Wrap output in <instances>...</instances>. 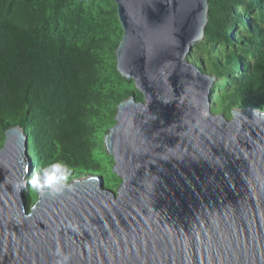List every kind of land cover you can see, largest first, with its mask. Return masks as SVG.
<instances>
[{
    "label": "water",
    "instance_id": "95a60500",
    "mask_svg": "<svg viewBox=\"0 0 264 264\" xmlns=\"http://www.w3.org/2000/svg\"><path fill=\"white\" fill-rule=\"evenodd\" d=\"M112 1L123 30L116 71L143 95L118 104L104 139L122 184L72 180L28 211L24 189H13L32 170L28 139L8 128L0 264H56L57 251L69 264H264V109L213 115L215 80L188 61L209 0Z\"/></svg>",
    "mask_w": 264,
    "mask_h": 264
},
{
    "label": "trees",
    "instance_id": "16d2710c",
    "mask_svg": "<svg viewBox=\"0 0 264 264\" xmlns=\"http://www.w3.org/2000/svg\"><path fill=\"white\" fill-rule=\"evenodd\" d=\"M242 1L209 0L205 38L210 44L231 41L235 27L228 17L231 8ZM25 3L0 0V132L19 126L28 139L27 154L38 167L55 160L66 161L73 168L80 164L92 167L86 121L97 81L92 48L72 44L51 29L35 25V16ZM248 5L245 16L259 10L262 26L253 29L249 42L254 62L243 65L238 58L229 59L241 72L231 98L235 104L254 103L264 109V0H249ZM239 20L251 26L246 19ZM56 145L62 152L51 162Z\"/></svg>",
    "mask_w": 264,
    "mask_h": 264
},
{
    "label": "rangeland",
    "instance_id": "374dc122",
    "mask_svg": "<svg viewBox=\"0 0 264 264\" xmlns=\"http://www.w3.org/2000/svg\"><path fill=\"white\" fill-rule=\"evenodd\" d=\"M23 1L26 2L27 8L32 10L35 25L51 29L72 44H87L92 48L96 59L97 81L91 91L94 99L88 106L86 121L90 128L91 143L88 157L93 169L92 167L84 168L82 167L84 165L80 164L74 168L75 175L70 180L98 177L104 188L116 192L122 180L112 172L114 159L107 154L104 139L109 129L116 125L114 118L119 103L132 95L137 101L140 100L138 102L143 101V95L136 90L133 81H125L116 71L115 51L123 37V30L117 18V6L112 0ZM248 4L249 0H243L240 6L232 7L230 10L228 22L234 25L235 32L230 35L229 43L210 44L204 38L201 44L193 47L188 56L189 63L195 65L203 75L215 80L207 95L210 100V110L213 115H222L228 121L233 119L232 112L237 110L252 108L256 112L261 111L252 101L248 102L253 106L247 103L235 104V100L231 98L237 83L236 78L241 75V72H238L237 67L229 62V59L238 58L243 65L252 64L254 51L249 42L252 39L253 29L262 26L259 10H252L245 16ZM239 17L246 19L248 23L251 22V26L242 24ZM223 76L228 77V80ZM4 132H0V148L5 142ZM61 150L59 145L52 148L51 162L59 157ZM28 160L31 161L32 170L26 177V181L38 168L32 156L28 155ZM24 196L29 211L39 198L30 186L24 188Z\"/></svg>",
    "mask_w": 264,
    "mask_h": 264
},
{
    "label": "clouds",
    "instance_id": "9594fccd",
    "mask_svg": "<svg viewBox=\"0 0 264 264\" xmlns=\"http://www.w3.org/2000/svg\"><path fill=\"white\" fill-rule=\"evenodd\" d=\"M73 172L74 168L70 163L63 160H55L45 167L35 169L29 180L25 181V179L21 178L16 181L13 184V189L18 193L26 186H30L31 190L40 197L56 198L65 192L72 191L73 184L70 183V178H72ZM69 227L75 230L74 225L70 224ZM57 255L60 259L57 260L56 264H69L71 259L69 255L62 254L59 251H57Z\"/></svg>",
    "mask_w": 264,
    "mask_h": 264
}]
</instances>
